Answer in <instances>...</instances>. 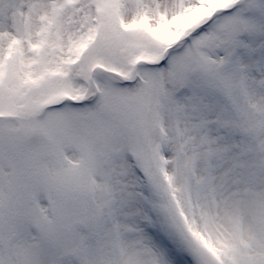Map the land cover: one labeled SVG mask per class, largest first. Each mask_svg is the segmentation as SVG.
<instances>
[{
	"label": "snow or ice",
	"instance_id": "1",
	"mask_svg": "<svg viewBox=\"0 0 264 264\" xmlns=\"http://www.w3.org/2000/svg\"><path fill=\"white\" fill-rule=\"evenodd\" d=\"M0 264H264V0H0Z\"/></svg>",
	"mask_w": 264,
	"mask_h": 264
}]
</instances>
